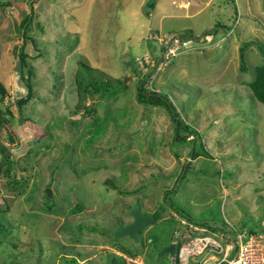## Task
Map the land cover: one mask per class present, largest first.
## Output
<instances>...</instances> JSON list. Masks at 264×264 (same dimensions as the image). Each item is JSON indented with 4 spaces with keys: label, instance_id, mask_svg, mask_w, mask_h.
I'll list each match as a JSON object with an SVG mask.
<instances>
[{
    "label": "rangeland",
    "instance_id": "374dc122",
    "mask_svg": "<svg viewBox=\"0 0 264 264\" xmlns=\"http://www.w3.org/2000/svg\"><path fill=\"white\" fill-rule=\"evenodd\" d=\"M37 1L25 36L33 98L16 105L28 85L15 48L23 42L19 22L29 5L0 0V90L9 113L0 111V121H8L0 145L11 163L9 175L0 177L6 228L0 264H80L86 258L95 259L87 264H111L112 258L123 264L116 247L138 255L141 264H180L174 255L156 256L199 236L180 221L205 227L204 235L215 240L228 223L264 238V106L247 87L264 59V0H193L198 14L165 20L148 33L146 12L178 0ZM174 27L183 29L169 33ZM174 35L195 40L169 46ZM177 46L169 67L162 62L153 75L161 54ZM124 56L139 67L146 57L148 67L133 73ZM78 62L93 70L96 81H121L126 90L110 101L85 94L77 100ZM145 76L153 84L147 88L167 96L199 133L208 156L191 161L187 153L200 151L193 138L176 144L168 113L136 101L137 81ZM77 206L82 210L73 214ZM135 206L155 223L140 233V243L112 237L115 227L131 222Z\"/></svg>",
    "mask_w": 264,
    "mask_h": 264
},
{
    "label": "trees",
    "instance_id": "16d2710c",
    "mask_svg": "<svg viewBox=\"0 0 264 264\" xmlns=\"http://www.w3.org/2000/svg\"><path fill=\"white\" fill-rule=\"evenodd\" d=\"M9 1L10 0H8V2ZM23 1L28 3L30 10H31L32 5L37 0H23ZM10 5L11 4H8V6H10ZM0 7H1L0 10H2L3 5L1 3H0ZM31 19H32V17H31V12H30L29 15H26L25 17H23V19L21 20V22L19 24V28L23 32H21V34L18 33V37L23 39V42H22L21 46H19L18 48L17 47L15 48V53H16L17 59H19L20 76L23 78V80H24L23 82L25 84L27 83L29 86L28 85L26 86L25 94L20 96V98H18L16 100V102H15L16 105H20V103H23V102H24V105H26L33 98V90L34 89H33V86L31 84L30 70L29 69L25 70V66H26V59L25 58L28 56L27 48L25 46H27V42L29 41V39H28L29 36H27V37H25V36L27 35V30L31 26ZM248 44H252V43L249 42ZM248 44H246L245 46H242L243 51H244V47H246ZM41 51H43V50H40V48H37L36 55H40ZM124 57L126 58V56H124ZM56 59H58V58H56ZM171 60L172 59L169 57L168 59H165L163 61V63L165 62V64H164L165 69H167L169 67ZM124 65L126 66L127 69H129L133 73H141V71L143 69H146L148 67V66L139 67L135 62L133 63L132 60H130V59L127 60V58L124 61ZM21 67L22 68L24 67V69L22 70ZM77 67H78L77 68L78 70L74 74V82H75V86L77 87V97H78L77 100H79V101L81 99V94H82V96H83V94H85L88 96L89 99H93V100L98 99V100H103V101H110V100L114 99L119 93L126 90V85L121 81H117L116 84L110 83L108 81H105V82L96 81V79L91 77V73H93V70L89 69L88 67H86L81 62L77 63ZM161 71H162L161 69L159 70V68H155L153 75L154 74L157 75ZM153 75H150V77L152 78ZM84 78H88V79H84ZM151 78L146 79V76H145L143 79L137 81V84H136V101L138 103L142 104L145 108H162L163 110L166 111V113H168V115H169V117L173 123V141L176 144H182L186 141L187 138H193V140L191 142L192 146H194V148L196 146H199L200 151L195 152V149H192L189 153H187L188 158H191V161L200 157V156H208L209 153L205 150L199 133L192 126L186 124L182 120V118H180L179 114L177 113V110L175 109L174 105L169 100V98L160 92L151 91L149 88H147V84L150 83V82H148V80H151ZM51 81L52 80H50V82ZM46 84H49V83L47 82ZM151 86H153V84H151ZM247 87H249V89L251 90L253 98H255L260 104H262L264 106V59L260 65L255 67L254 79H253V81L248 82ZM3 95H4V91L0 90V111L5 109L4 110L5 113L9 114L8 111H6L8 106L2 104ZM91 105L89 106L88 109L85 110L86 113H90L89 110L92 109ZM25 120L27 121V119H25ZM5 122H8V121L6 119L2 118L0 121V130L5 127L4 126ZM7 139L9 141H12V139L9 135H8ZM10 164L11 163H10L8 151L3 146L0 145V177H1L2 173H6L4 175H7V176L9 175V173L11 171ZM190 165H191V162L188 163L186 168L183 165V167L185 168L184 175H186L187 169L189 168ZM182 171L177 175L178 180H180V181L184 180V178H185L184 175L180 176ZM11 183L13 185H16L18 182L11 180ZM105 183L109 184L113 190H116V186L114 184V181H112L111 179H109V178L105 179ZM48 186H50V184ZM178 187H179V184H178ZM178 187H177V189H178ZM118 193L121 194V191H118ZM122 193L133 194L134 192H131V193L122 192ZM166 193L167 192H164V194H166ZM44 198H45V195H44ZM81 210H82V207L77 206L72 210V213L75 214ZM1 214H3V213L0 212V241H1V238L3 239L4 237H6V234H5L6 228H5V225L3 223V217L1 216ZM174 214L178 216L177 212H174ZM114 230H113V233H114ZM113 233H111V236H113ZM116 248L121 252V255L120 256L115 255V256L120 257L123 264H126V261H124L125 259L124 258H123L124 260L122 259L123 255L124 256L128 255L130 258L136 257L130 251L126 250V248H123V247H116ZM177 255H178V250L176 249L175 254H174V259L177 257ZM115 256H113V257H115ZM168 256H170V255H168ZM110 263L111 264H117L115 262L114 258H112Z\"/></svg>",
    "mask_w": 264,
    "mask_h": 264
},
{
    "label": "built area",
    "instance_id": "2783aa9c",
    "mask_svg": "<svg viewBox=\"0 0 264 264\" xmlns=\"http://www.w3.org/2000/svg\"><path fill=\"white\" fill-rule=\"evenodd\" d=\"M172 51H168L165 55L166 59ZM142 61L146 66L147 58H143ZM186 224L184 221L180 223L183 227ZM188 227L199 236L178 248L177 257L180 264H189V260L195 264H264V238L259 236L256 238L245 229L240 230L230 226L231 233L219 232L215 240L204 235L205 228L193 225ZM130 259H132L131 263L127 261L126 264H141L137 259Z\"/></svg>",
    "mask_w": 264,
    "mask_h": 264
},
{
    "label": "crops",
    "instance_id": "0c3cea01",
    "mask_svg": "<svg viewBox=\"0 0 264 264\" xmlns=\"http://www.w3.org/2000/svg\"><path fill=\"white\" fill-rule=\"evenodd\" d=\"M7 2H8V0H7ZM172 3L173 4H172V6H170L169 9H166L165 6H163L159 3L158 4L155 3L154 4L155 7L153 5V8H152L153 10L151 9L152 11L149 10L146 12V19L148 20V22H147V33L151 32V29H153V26H155L158 29H162L163 25L165 23H167V24L169 23V21L165 22V20H177L179 18H182V19L191 18L192 16L198 14L200 11L197 7V4L193 0H188V1L178 0V1H173ZM208 3H209V1L205 4V7H206V5H208ZM236 11H237V9H236ZM154 12H155V14H153ZM154 16L157 20H153ZM65 19H66V17H64V20ZM169 26H170V28H173L171 26H174V25H169ZM182 29H183L182 27H174V29H169L168 32L177 34L178 32L182 31ZM154 34H156V33L154 32ZM209 35H210V33H209ZM207 37L208 36L204 37L203 39H206ZM203 39H201L200 41H202ZM221 40H222V38L219 41H221ZM212 45L213 44H210L209 47H211ZM176 48L179 49L178 46ZM178 53H175V58L177 57ZM175 58H172V59H175ZM171 217L175 220L179 219V217L175 216L174 214H172ZM120 254H121V252L118 251V255H120ZM136 258L139 259L138 257H136ZM94 260H95L94 258H91V259L86 258V259L79 260V263L80 264H87L89 262H93Z\"/></svg>",
    "mask_w": 264,
    "mask_h": 264
},
{
    "label": "water",
    "instance_id": "95a60500",
    "mask_svg": "<svg viewBox=\"0 0 264 264\" xmlns=\"http://www.w3.org/2000/svg\"><path fill=\"white\" fill-rule=\"evenodd\" d=\"M182 38H187V37H180V36H174L170 39L169 44L171 45V43H173L176 40H180ZM184 173V171H183ZM45 196L47 198H51V193L49 192V190H45ZM129 215L132 218V222L129 225L126 226H117L114 230L113 236L115 238H126V239H130L135 243H139L140 242V238H138V236L140 235V233L142 231H144L146 228L150 227L151 225H153L155 223V219L152 215L150 214H141L138 211L137 207H134L130 212ZM170 255L173 256L175 254V246L173 244H171L169 247L163 248L161 250H158L156 253V256H161V255Z\"/></svg>",
    "mask_w": 264,
    "mask_h": 264
},
{
    "label": "clouds",
    "instance_id": "9594fccd",
    "mask_svg": "<svg viewBox=\"0 0 264 264\" xmlns=\"http://www.w3.org/2000/svg\"><path fill=\"white\" fill-rule=\"evenodd\" d=\"M28 10H29V13L31 12V10H30V7L28 6ZM27 15H29V14H27ZM25 17V16H24ZM23 19V18H22ZM21 19V20H22ZM21 20H20V22H21ZM20 22H19V24H20ZM209 35V33H204L203 34V37H206V36H208ZM174 36H180V35H174ZM174 36H172V37H174ZM182 36V35H181ZM180 36V37H181ZM182 37H184V36H182ZM171 39V38H170ZM184 39H190V40H193L194 39V37L193 38H191V37H187V38H182L181 40H184ZM195 40V39H194ZM201 40V39H200ZM208 40V39H207ZM170 41V40H169ZM176 41H180V40H176ZM176 41H174V42H176ZM173 42V43H174ZM181 42V41H180ZM168 44H169V42H168ZM171 45H172V43H171ZM171 45H169V46H171ZM170 49V48H169ZM169 49H167L166 51H164V53H163V55L161 54V56H160V58H159V61H158V63H157V65L159 64H161L165 59H166V57H165V55L166 54H168V51H170ZM175 50V51H174ZM173 52V53H172ZM171 52V55H169L168 57H167V59L170 57L171 59L172 58H175V53H178L179 51H178V48H176V49H173V51ZM146 58V57H145ZM159 65H158V67H156V68H159ZM147 66V65H146ZM192 154V153H191ZM188 165V163H186V165L185 166H187ZM186 168V167H185ZM185 168L183 169V171H184V173H185ZM183 171H182V173H181V175L183 176ZM180 175V176H181ZM179 181V180H178ZM135 207H137L138 208V211H139V207L138 206H135ZM131 211V210H130ZM129 211V212H130ZM141 214H143L142 212H140ZM174 214V213H173ZM145 215V214H144ZM147 215V214H146ZM151 215V214H150ZM175 215V214H174ZM130 216V215H129ZM175 216H177V215H175ZM130 218H131V216H130ZM156 221V220H155ZM180 223H181V221H180ZM188 225H190L188 222H186ZM227 225V230L225 231V230H220V231H217V234L219 233V232H224V233H226V234H229V233H231V230H230V226H231V224L230 223H228V224H226ZM152 226V225H151ZM150 226V227H151ZM233 226V225H232ZM231 226V227H232ZM149 228V227H148ZM202 228H205V227H202ZM237 229V228H236ZM238 229H240L241 230V228H238ZM243 229H245V228H243ZM252 231H249L248 230V233H251ZM174 246H175V250L177 249V245L176 244H174V243H172ZM171 245V244H170ZM170 245H168V246H166V247H169ZM165 247V248H166ZM163 249V248H162ZM121 255V254H120ZM120 255H118V256H120ZM138 256V255H137ZM136 256V257H137ZM136 257H133V259H137ZM139 258V257H138ZM137 260H139V259H137ZM140 260H142V259H140ZM139 260V261H140Z\"/></svg>",
    "mask_w": 264,
    "mask_h": 264
},
{
    "label": "flooded vegetation",
    "instance_id": "af4514ba",
    "mask_svg": "<svg viewBox=\"0 0 264 264\" xmlns=\"http://www.w3.org/2000/svg\"><path fill=\"white\" fill-rule=\"evenodd\" d=\"M131 222H132V218H131ZM131 222H130V223H131ZM130 223H128L127 225H129ZM124 226H126V225H124ZM139 236H140V235H139ZM139 236H138V238H139ZM128 240H130V239H128ZM139 243H140V242H139Z\"/></svg>",
    "mask_w": 264,
    "mask_h": 264
}]
</instances>
